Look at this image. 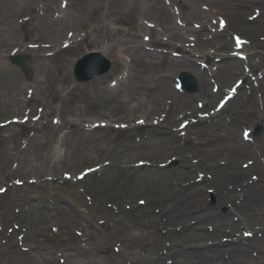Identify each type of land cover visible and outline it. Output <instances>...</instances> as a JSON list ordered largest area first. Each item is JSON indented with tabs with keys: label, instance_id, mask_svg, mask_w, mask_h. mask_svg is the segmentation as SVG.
<instances>
[{
	"label": "rangeland",
	"instance_id": "1",
	"mask_svg": "<svg viewBox=\"0 0 264 264\" xmlns=\"http://www.w3.org/2000/svg\"><path fill=\"white\" fill-rule=\"evenodd\" d=\"M35 1L37 9L45 4L61 10V0ZM67 1L72 6L66 20L70 26L59 37H46L49 49L44 60L35 59L28 49L44 40L30 41L20 24L0 27H18L8 39L12 42L0 41V64L12 68L11 76L0 75V190L5 191L0 194V264H190V254L179 255L167 246H187L194 237L224 242L231 230L226 225L235 224L230 216L232 205L227 201L220 204L217 191L209 190L206 179L191 190L186 188L189 180L205 177L209 166L201 156L202 147L196 145L197 131L206 133L217 127L227 135L226 145L249 144L253 156L239 158L234 164L239 168L254 160L264 176L263 152H257L264 149V6L261 0H247L239 6L232 0H105L95 31L98 23L89 13L78 11V0ZM115 6L124 14L132 12L118 25L109 16V9ZM20 12L19 21L31 15ZM76 23L80 27L75 28ZM114 27L120 29L118 33ZM219 33L223 36L218 37ZM71 38L76 43L63 49ZM235 39L247 42L244 54L251 55L250 63L228 58L236 49ZM16 50L33 71L31 81L8 61ZM90 51L110 59L113 69L81 85L73 77V67ZM144 53L150 55L144 57ZM135 57L158 64V68L144 69L136 63L131 75L140 70L147 73L149 86L154 87L152 97L164 101L163 113L179 95L192 97L195 110L207 113L231 88L239 86L241 77L248 74L247 66L251 75L221 117L194 126L198 129L188 128L191 134L184 139L183 131L174 130L188 119L181 118L190 110L188 106H175L179 123L166 121L154 127L162 116L146 118L151 98L145 96V82L134 76L131 84L120 82L129 76L127 64ZM45 66H65L69 83L52 86L44 76ZM183 71L196 78L197 94L190 96L177 88V77ZM162 86L172 94L161 92ZM222 89L225 91L218 94ZM204 92L211 98L206 100ZM196 102L205 107L199 108ZM142 120L144 124L138 125ZM102 121L109 127L91 128ZM256 126L263 128L259 137H253ZM162 130L172 136L160 133ZM244 131L251 133L252 142L243 140ZM202 136L206 144V136ZM172 137L176 142L171 145L177 148L160 145L162 139ZM142 145L143 149L137 148ZM150 160L163 164L164 169L155 173L139 168L141 162ZM85 171L89 175L81 180ZM254 185L259 187L261 182ZM178 190L194 194L203 207V218L213 222L202 225L197 233L186 231L180 236L173 233L179 227L171 228L164 242L166 229L154 211L159 210L160 201ZM140 201L148 205L141 207ZM210 228L215 229L213 233ZM245 230L244 226L234 229L239 243L217 248V253L234 259L241 252L261 259L264 240L245 239Z\"/></svg>",
	"mask_w": 264,
	"mask_h": 264
},
{
	"label": "bare ground",
	"instance_id": "2",
	"mask_svg": "<svg viewBox=\"0 0 264 264\" xmlns=\"http://www.w3.org/2000/svg\"><path fill=\"white\" fill-rule=\"evenodd\" d=\"M234 1L235 5L239 6L241 4H244L247 2V0H232ZM62 2V0H61ZM60 2V4H61ZM115 0H112V3H115ZM118 2V1H117ZM105 3V0H78L77 9L82 14L89 13L91 15V18L98 23V26L94 29L95 31L99 30V17L100 12L102 9L103 4ZM111 3V2H110ZM109 3V4H110ZM261 3L264 6V0H261ZM38 4L35 0H0V27L4 24L6 25H14V24H20L22 27L19 28H26L27 32V38L30 41H36V40H44L45 42H35L34 46L30 49L32 53H34L35 59L44 60L45 56L44 54L48 51L49 46H47V38L46 37H59L63 34L64 28L70 26L66 20L68 19L69 12L71 11V3H63L61 10H55L52 6L47 5H41L40 9H37ZM132 7V6H131ZM129 9V11H132V9ZM20 10L30 12L31 15H29L26 19L19 21L18 16L20 15ZM37 10V12H36ZM54 13L56 15V18L53 17ZM62 13L63 16H59V14ZM132 12H128V14H124L122 12H119L115 6L112 10L109 9V16H111L115 22L116 25L121 24L124 22L125 18L127 16H131ZM60 18V19H59ZM112 20V21H113ZM111 21V22H112ZM235 20L232 21V24L235 25ZM254 23H252L253 25ZM262 28L264 27V20L261 22ZM17 26V25H15ZM75 28L80 27L78 23H76V26L73 25ZM242 26L246 30L252 31V27L248 24H243ZM109 27V25H108ZM229 28V25L227 26ZM18 27L15 28H5L0 29V41L1 44L7 43L9 44L12 41H9L8 39L11 38L12 33L17 31ZM227 28V29H228ZM114 33H118L120 29H117L116 27L113 28ZM218 37L223 36V34L219 33L217 34ZM175 36V35H174ZM173 36V37H174ZM2 38H5V41L3 42ZM171 39V38H170ZM167 41V40H166ZM76 41L72 40L71 45L75 44ZM20 48V47H19ZM68 49V48H66ZM25 51V49H24ZM27 52V51H25ZM123 54V53H121ZM20 52L17 53V56H20ZM150 54H142V56L146 57ZM11 56L9 55L8 58ZM44 57V58H43ZM49 57V56H47ZM124 61H122V64ZM139 63L143 66L144 69H153L158 68V64L154 62L145 61L142 57H135L134 60L131 63L127 64V69L129 71V76L126 79H122L120 81L121 83H128L131 84L132 81L130 80L131 76L135 79H139L140 82L144 83V88L146 89L145 96L146 98H151L149 106L147 109L150 111V113L146 116L147 119H151V117L155 116L156 118H160L161 116L164 117L163 120H159L157 124H152L154 127H161L162 123L168 121L179 123V120L175 119L176 116V107L178 105H183L185 107H189L190 110L185 111L183 113V117H195L197 112L195 110V107H193V98L192 97H183V96H177L174 99L171 100L169 104H167L170 109L163 113V107H164V101H160L158 96L152 97L151 91L154 87H150L148 83V75L145 72H142V70L135 73V75H131V72L134 71L135 64ZM12 68L6 63L2 62L0 64V75L2 76H11ZM47 75V81L49 80L50 84L53 86L55 84H61L62 87H65L69 83V74L66 71L65 66H45L44 70V76ZM134 79V80H135ZM202 86L204 88L205 83H202ZM161 87V86H160ZM159 87V89H160ZM225 88V87H224ZM205 89V88H204ZM161 92L164 94H172L169 89L162 86ZM71 95V94H70ZM191 96V95H190ZM206 100L211 98V95L207 92H204L203 95ZM19 98V97H18ZM20 99V98H19ZM17 99V100H19ZM198 104V102H196ZM176 106V107H175ZM171 107H174L172 109ZM165 109V107H164ZM162 110V111H161ZM224 112H219L214 114V116L218 117L221 116L223 113L226 112V108L223 110ZM208 118L210 117H204L201 119H198L194 123H190L188 128H196L198 129L200 125L204 124L205 122H208ZM196 125H199L198 127H194ZM193 129V130H194ZM163 131V130H162ZM177 131V130H174ZM204 132V131H203ZM202 130H198L196 137L197 142L196 145L198 147H202V155L204 156L208 162V167H206V175L201 179L200 181H204V179L207 180L208 186L214 190L218 197L220 198V204H224L225 201L230 203L232 205L230 210V216L234 220L235 224L232 225H226L228 226V229H231L230 232H227V239L226 237L223 239H226L224 242H220L214 238L209 239H202V238H189L190 244L187 246H181V245H169L167 246L168 251L169 250H177V253L179 255H182L183 253L190 254L192 258V262L190 264H264V256L261 257V259L258 258V255H252V258L250 256H245L243 253H237L234 259L222 256V254L217 253V248H221L225 245L234 246L237 243H239V237L235 238L234 235V229L237 227H243L246 228L244 231V237L245 239H263L264 240V176L263 170L260 166L254 165L251 163V160L245 161L241 163V165L236 167L234 164V161H237V159L242 158L244 156H253V154L250 151L251 148H249V144H242L243 146L240 147H232L229 145H226L228 139L227 135H223L219 132L218 128L211 129L210 131L203 133ZM167 136H172L170 131H163L160 132ZM189 134H191V130L187 129L186 133L184 134V139H187L189 137ZM203 135V136H202ZM201 136L205 137V143H203V140H201ZM171 142L175 143V138H169L168 140L162 139L160 141V145L163 146V148L168 147L170 149H175L177 147L171 145ZM137 148L143 149L142 146H137ZM260 153V155L263 152L264 156V149H258L257 151ZM263 158V157H262ZM201 160L198 162L201 164ZM254 162V160H253ZM255 163V162H254ZM264 165V162H263ZM140 169H152L155 173H158L161 171V169H164V166L154 160H150L149 163H141L139 164ZM253 171V173L251 172ZM255 172H258L261 176L255 174ZM198 176V173H197ZM158 181L164 180L163 178H158ZM192 180V179H191ZM189 180V184H187L186 188L188 190H191L194 188L196 183L199 181L192 182ZM196 180V179H195ZM260 181L261 186L257 187L255 186V182ZM207 186V187H208ZM188 191H175L173 192L169 198L164 199L159 202V210L154 211L155 216L159 218V221L161 222V225L164 227V236H166L164 242H166L167 236L169 235V232H172L173 229L179 227V229H174L173 233L177 235H181L186 231H193L194 233H197L205 224L209 222L211 219L203 218L204 211L201 203H199L198 199L194 198V194L191 193H184ZM245 192V194H242ZM187 194V195H186ZM229 198V201L227 200ZM167 204V205H166ZM148 204L144 203L141 205V207H146ZM228 216V214H227ZM153 218V216H151ZM250 224V226H248ZM250 227V228H249ZM211 229V228H210ZM215 229L208 230L209 232L213 233ZM207 231V230H206ZM246 233H250V235H246ZM234 235V236H233ZM259 245L260 242L256 241ZM264 242V241H263ZM220 255V256H219Z\"/></svg>",
	"mask_w": 264,
	"mask_h": 264
},
{
	"label": "water",
	"instance_id": "3",
	"mask_svg": "<svg viewBox=\"0 0 264 264\" xmlns=\"http://www.w3.org/2000/svg\"><path fill=\"white\" fill-rule=\"evenodd\" d=\"M99 58V61L101 60V63L106 62L105 59H103L101 56H95ZM93 57V58H95ZM92 57H88L83 59L82 61H80L77 65V71H76V78L80 81H84V80H88V79H92L93 77L102 74L104 72H106L109 69V66H106L105 69L101 70V71H93V72H85V66L88 62V60H90ZM103 61V62H102ZM13 63L17 64L21 67L22 71L27 75L28 78H30L32 76L31 71L27 68V66L25 65V63L23 62V60L21 59H13ZM107 63V62H106ZM185 79L187 81H190L193 86H194V90H195V85H194V80L191 79L190 77H188V75H184ZM260 132V130L257 131V134Z\"/></svg>",
	"mask_w": 264,
	"mask_h": 264
},
{
	"label": "snow or ice",
	"instance_id": "4",
	"mask_svg": "<svg viewBox=\"0 0 264 264\" xmlns=\"http://www.w3.org/2000/svg\"><path fill=\"white\" fill-rule=\"evenodd\" d=\"M27 121L25 120V123H26ZM58 122V121H57ZM140 123H143V121H141ZM125 127H126V125H124ZM70 178V177H69ZM18 183H20L19 181H18ZM0 191H3V190H0ZM246 235H250V233H246Z\"/></svg>",
	"mask_w": 264,
	"mask_h": 264
}]
</instances>
